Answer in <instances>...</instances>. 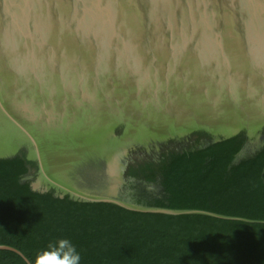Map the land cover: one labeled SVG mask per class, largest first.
I'll return each instance as SVG.
<instances>
[{
  "label": "water",
  "instance_id": "water-1",
  "mask_svg": "<svg viewBox=\"0 0 264 264\" xmlns=\"http://www.w3.org/2000/svg\"><path fill=\"white\" fill-rule=\"evenodd\" d=\"M240 135L232 164L264 146V0H0V160L33 192L235 219L120 193L130 159Z\"/></svg>",
  "mask_w": 264,
  "mask_h": 264
},
{
  "label": "trees",
  "instance_id": "trees-1",
  "mask_svg": "<svg viewBox=\"0 0 264 264\" xmlns=\"http://www.w3.org/2000/svg\"><path fill=\"white\" fill-rule=\"evenodd\" d=\"M203 137L196 134V142ZM244 144L240 135L172 153L136 176L160 180L163 198L149 205L235 219L143 213L35 193L21 183L30 170L23 155L0 160V246L17 249L30 264L49 241L65 237L76 245L81 264H264V146L232 164ZM0 264L27 263L0 250Z\"/></svg>",
  "mask_w": 264,
  "mask_h": 264
},
{
  "label": "flooded vegetation",
  "instance_id": "flooded-vegetation-1",
  "mask_svg": "<svg viewBox=\"0 0 264 264\" xmlns=\"http://www.w3.org/2000/svg\"><path fill=\"white\" fill-rule=\"evenodd\" d=\"M193 140L195 141V139ZM181 142H178V143H181ZM134 161H139V160L135 158L134 160L130 159L128 162V166L124 174L125 180L128 181V184H126L127 186H124L121 189L120 195L121 196L123 195L126 198H130L133 202L144 204L156 198L158 194H157V190L154 189V186H153L154 183H151V182L147 183L144 180H141L140 178L136 177L138 176L140 170L146 168L147 163L140 164L137 162V165L134 166L133 165ZM157 182H160L158 178L157 180H155V183Z\"/></svg>",
  "mask_w": 264,
  "mask_h": 264
},
{
  "label": "clouds",
  "instance_id": "clouds-1",
  "mask_svg": "<svg viewBox=\"0 0 264 264\" xmlns=\"http://www.w3.org/2000/svg\"><path fill=\"white\" fill-rule=\"evenodd\" d=\"M34 264H81V254L71 239L60 238L38 250Z\"/></svg>",
  "mask_w": 264,
  "mask_h": 264
}]
</instances>
